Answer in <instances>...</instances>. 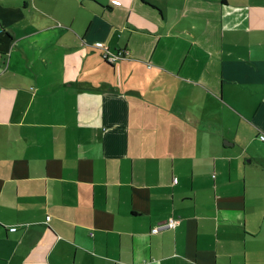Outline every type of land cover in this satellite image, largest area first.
<instances>
[{
	"label": "crops",
	"instance_id": "crops-1",
	"mask_svg": "<svg viewBox=\"0 0 264 264\" xmlns=\"http://www.w3.org/2000/svg\"><path fill=\"white\" fill-rule=\"evenodd\" d=\"M261 133L264 0H0V264H264Z\"/></svg>",
	"mask_w": 264,
	"mask_h": 264
},
{
	"label": "built area",
	"instance_id": "built-area-1",
	"mask_svg": "<svg viewBox=\"0 0 264 264\" xmlns=\"http://www.w3.org/2000/svg\"><path fill=\"white\" fill-rule=\"evenodd\" d=\"M94 46L97 47V48H101V47H104L103 43L101 41H97L94 43ZM124 57V53L123 51L121 50H118V51H110L108 49H105L104 50V53H103V58L109 62V63H113L121 58ZM258 138L264 142V134L261 133L259 134ZM174 182H176V178H174ZM50 219V216L47 215L45 217V221H48ZM178 220L177 219H174V218H169L168 220L164 221L163 223L159 224L158 226H156L155 228L156 229H160V228H173L176 226ZM16 226H10L9 227V230L11 231H15L16 230ZM126 264H132V263H126Z\"/></svg>",
	"mask_w": 264,
	"mask_h": 264
},
{
	"label": "trees",
	"instance_id": "trees-1",
	"mask_svg": "<svg viewBox=\"0 0 264 264\" xmlns=\"http://www.w3.org/2000/svg\"><path fill=\"white\" fill-rule=\"evenodd\" d=\"M103 59H104V58H103ZM104 61H105L106 63H108V64H112V63L107 62L105 59H104Z\"/></svg>",
	"mask_w": 264,
	"mask_h": 264
}]
</instances>
